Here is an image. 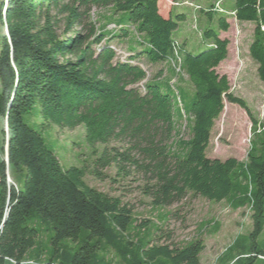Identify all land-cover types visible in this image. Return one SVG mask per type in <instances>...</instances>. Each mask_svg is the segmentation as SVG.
Returning a JSON list of instances; mask_svg holds the SVG:
<instances>
[{
  "label": "trees",
  "instance_id": "1",
  "mask_svg": "<svg viewBox=\"0 0 264 264\" xmlns=\"http://www.w3.org/2000/svg\"><path fill=\"white\" fill-rule=\"evenodd\" d=\"M95 8L110 10L102 30L91 20ZM202 11L213 19L218 9ZM233 11L239 21L256 24L250 55L264 84V0H235ZM218 12L217 30L203 31L211 42L194 54L174 38L185 15L164 16L159 0H0L5 29L0 36V264H115L106 260L109 251L120 264H200L201 239L177 247L170 232L157 236L161 226L147 229L148 221L135 226L132 210L120 198L86 182L85 166L61 164L42 123L82 126L92 148L106 145L94 160L96 177L113 164L118 175L127 165L149 174L144 193L154 208L180 203L189 194L226 201L235 210L249 207L253 230L247 238L238 236L218 261L264 264V246L258 243L264 229V121L217 71L228 58L230 40L220 35L229 30L232 15ZM120 13L126 17L116 22ZM118 37L133 38L136 46L119 54L112 45ZM141 57L169 62L171 75L185 74L195 91L176 88L172 79L147 80L140 87L148 76L134 62ZM225 100L243 108L252 122L246 160L206 154ZM184 121L191 134L187 140L180 130ZM111 141L129 147L109 148ZM14 173L20 174V186L9 181ZM42 231L49 232L53 246L48 260L38 244ZM165 236L168 242L158 244ZM65 240L79 242L78 247L64 245Z\"/></svg>",
  "mask_w": 264,
  "mask_h": 264
},
{
  "label": "rangeland",
  "instance_id": "2",
  "mask_svg": "<svg viewBox=\"0 0 264 264\" xmlns=\"http://www.w3.org/2000/svg\"><path fill=\"white\" fill-rule=\"evenodd\" d=\"M187 1L190 3L183 4ZM219 1L222 2V8L232 15L228 20L229 30L221 32L220 35L222 38L230 40L228 58L221 62L217 71L228 76L231 91L236 96L245 99L254 116L259 121H264V84L258 76V65L250 55V45L253 41L256 24L239 21L235 17V12H231L235 6V0H175V2L181 3L179 6H172L173 0H159V6L164 16H168L172 10L173 18H176L178 14L185 15L186 18L179 22V26L174 32V38L181 43L186 51L198 54L204 51L211 42L203 36V31L209 28L217 30L220 16V13L215 11L213 19H210L202 9L213 8ZM109 12L110 10L100 8L93 9L91 20L100 30L108 24ZM125 17L126 13H120L115 21L119 22L120 18ZM4 32L5 29L0 24V36ZM133 34L132 36L136 37ZM132 39L118 37L112 42V45L116 47L119 54H122L123 50L131 52V46H136ZM134 62L145 68L148 74L147 78L139 84L140 87H143L147 80L172 79L171 84L176 88L182 86L190 92L195 91L185 74L177 77L171 75L169 62L150 63L143 57ZM181 125V133L187 140L190 138V131L186 127L185 121ZM251 126L252 122L246 111L239 105L225 100L224 110L215 121L212 130L210 144L206 151L207 156L222 161L231 157L246 160L252 136ZM1 127L2 121L0 120V130ZM41 131L47 139V145L55 150L65 168L72 165L85 166L88 170L85 180L91 187L120 198L132 210L133 216L137 220L135 226L144 224L146 221L149 224L147 229L152 225L161 226L163 231L158 232L157 236L170 232L171 241L177 247H183L191 241L201 239L204 243V250L200 254V264H219V257L234 240L238 236H241L242 239L247 238L253 230L252 210L249 207L235 210L226 201L215 202L202 196L189 194L180 203L154 208L151 198L144 193L146 184L150 182V175L145 174L140 168L127 165V172L118 175L117 167L113 164L102 170L104 174L102 178L91 173L94 170V160L106 145L97 144L92 148L86 142L85 130L82 126L69 129L42 123ZM107 146L124 150L129 147V143L111 141ZM95 149L98 151L97 155L93 154ZM21 180L19 173H14L13 177H9V181H14L17 186H20L18 182ZM168 213L170 214L169 220L163 224L162 219ZM134 230L137 231V229ZM141 231L144 233V229ZM49 235V232L42 231L39 237L38 244L42 250H46L43 260L49 259L53 249L48 241ZM84 238L85 233H82L80 241H84ZM166 242L168 240L165 236L159 240L158 244ZM78 243L73 240L63 242L64 245L73 249L78 247ZM258 243L260 246H264V229L259 236ZM31 252L33 257L35 251ZM106 260L120 264L119 258L112 251L106 253ZM258 263L260 261L255 262V264Z\"/></svg>",
  "mask_w": 264,
  "mask_h": 264
},
{
  "label": "built area",
  "instance_id": "3",
  "mask_svg": "<svg viewBox=\"0 0 264 264\" xmlns=\"http://www.w3.org/2000/svg\"><path fill=\"white\" fill-rule=\"evenodd\" d=\"M190 2H183V4H189ZM221 4H222V2L221 1H219L217 4H216V7H217V9H218V11H220V12H224V9L222 8V6H221ZM172 5H174V6H179V5H181V3H179V2H175V1H173L172 2ZM191 5V4H190ZM198 8H200V7H198ZM180 67H178V71H180ZM11 182V181H10ZM26 263H31V262H26Z\"/></svg>",
  "mask_w": 264,
  "mask_h": 264
},
{
  "label": "crops",
  "instance_id": "4",
  "mask_svg": "<svg viewBox=\"0 0 264 264\" xmlns=\"http://www.w3.org/2000/svg\"><path fill=\"white\" fill-rule=\"evenodd\" d=\"M173 10L170 12L172 14ZM169 16V15H168Z\"/></svg>",
  "mask_w": 264,
  "mask_h": 264
}]
</instances>
